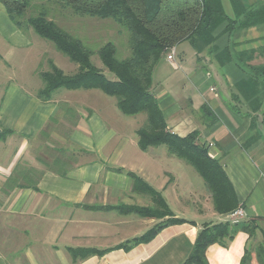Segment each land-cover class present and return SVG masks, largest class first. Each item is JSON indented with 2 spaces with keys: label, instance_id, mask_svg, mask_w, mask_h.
Returning a JSON list of instances; mask_svg holds the SVG:
<instances>
[{
  "label": "crops",
  "instance_id": "obj_1",
  "mask_svg": "<svg viewBox=\"0 0 264 264\" xmlns=\"http://www.w3.org/2000/svg\"><path fill=\"white\" fill-rule=\"evenodd\" d=\"M221 2L227 20L214 41L201 51L184 41L178 52V45L174 61L166 55L167 64L156 66L154 89L169 130L197 131L223 166L236 208L246 212L240 222L259 218L251 237L238 229L227 244H210L208 263L241 264L251 250L257 264L264 245V0ZM0 30L12 48L34 43L2 3ZM42 52L19 67L5 59L11 70H0V264H183L202 226L231 211L215 209L205 183L193 217L173 211L185 221L126 244L160 220L118 208L154 205L128 173L159 191L170 209L174 192L157 183L158 156L146 158L151 149L139 147L137 129L126 127L132 115L110 104L111 95L61 88L48 101L38 97Z\"/></svg>",
  "mask_w": 264,
  "mask_h": 264
},
{
  "label": "trees",
  "instance_id": "obj_2",
  "mask_svg": "<svg viewBox=\"0 0 264 264\" xmlns=\"http://www.w3.org/2000/svg\"><path fill=\"white\" fill-rule=\"evenodd\" d=\"M0 0L12 20L21 30L23 23L52 42L58 50L77 64V71L66 74L50 61V69L40 71L44 86L38 97L44 101L52 98L61 88H100L114 96L118 108L127 115L144 114L136 130L138 145L142 150L165 145L168 151L192 165L204 179L212 194L213 204L220 212L232 211L238 200L233 185L218 159L213 158L193 131L180 136L169 130L166 118L155 92L154 71L164 54L188 41L197 51L210 45L215 29L227 15L221 0ZM70 10L81 16L111 19L129 32L130 55L119 58L118 48L112 41L93 48L89 39L80 37L60 25L49 15V6ZM38 8L37 12H32ZM260 17V14L257 18ZM97 56L103 67L96 65ZM260 70V68H255ZM205 108V107H204ZM134 189L146 190L154 199L153 206H121L123 212H136L160 219L147 233L126 244L147 241L160 229L185 220L176 218L162 194L133 172ZM162 207L161 212L157 207ZM166 217V218H165ZM258 217L240 223L220 221L205 223L199 231L194 248L183 264H209L206 250L210 244L226 243L238 229L250 237L258 227ZM129 247V246H128ZM79 249H77L78 251ZM252 251L246 250L241 264H250ZM257 264H264V245L256 249Z\"/></svg>",
  "mask_w": 264,
  "mask_h": 264
},
{
  "label": "rangeland",
  "instance_id": "obj_3",
  "mask_svg": "<svg viewBox=\"0 0 264 264\" xmlns=\"http://www.w3.org/2000/svg\"><path fill=\"white\" fill-rule=\"evenodd\" d=\"M33 2L42 3L40 0H33ZM49 9L50 17L54 18L55 21L72 33L89 39V41H91L90 45L93 48H97L107 41H112L118 48L119 58L130 55L128 45L129 32L114 20L77 15L69 9L64 10L62 8H57L52 4H50ZM38 10V8H33L31 11L34 13ZM23 25L24 30L22 31L27 33L34 42L32 47L27 49H20L17 47L12 48L7 42V35L0 30V70H11V67L8 66L5 59L9 60L12 65H17L19 67L23 64L25 58L32 55L37 56L38 53L40 54L43 51L42 53L44 56L39 58V61L37 62L40 71L49 70L50 61L61 68L66 74H73L77 71V64L72 62L67 55L58 50L54 42L37 34L33 28L28 27L27 23L24 22ZM183 46L182 43L179 44L177 51L180 52ZM166 55L167 54H164V56H162L157 64V68L161 66V64H167L165 60ZM92 61L96 65L103 67L101 60L97 56H93ZM153 76H156V69ZM40 80L43 82L41 78ZM71 91L73 92L74 90ZM107 101L110 104H114L116 98L114 96H108ZM144 117V114L132 117L128 116V118L131 119H126L127 129L130 128L129 122L134 125V128L138 129ZM132 127L133 126H131V128ZM166 147L167 146L165 145H159L150 148L151 150L148 151L146 158H148V155L154 158L153 154L158 156L156 167L158 168L157 173L161 179L159 178L160 180L157 183L164 180L166 183H169L167 189L174 192L175 199L172 201L170 200L172 211L179 212L181 215L188 218L193 217L196 214L195 201L203 193L205 189V181L196 169L185 160L168 152V156L162 153V150H167ZM164 170L170 173L167 174ZM152 200L154 202L153 198ZM157 208L160 212L163 210L160 206Z\"/></svg>",
  "mask_w": 264,
  "mask_h": 264
},
{
  "label": "built area",
  "instance_id": "obj_4",
  "mask_svg": "<svg viewBox=\"0 0 264 264\" xmlns=\"http://www.w3.org/2000/svg\"><path fill=\"white\" fill-rule=\"evenodd\" d=\"M176 47L172 48L167 55L170 61L175 60ZM246 217V212L243 207H238L235 210L229 212L226 216L221 217L222 221H228L231 223H240V221Z\"/></svg>",
  "mask_w": 264,
  "mask_h": 264
}]
</instances>
